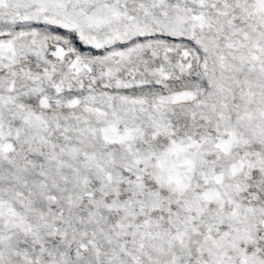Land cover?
Instances as JSON below:
<instances>
[{
    "label": "snow or ice",
    "instance_id": "6c2138e0",
    "mask_svg": "<svg viewBox=\"0 0 264 264\" xmlns=\"http://www.w3.org/2000/svg\"><path fill=\"white\" fill-rule=\"evenodd\" d=\"M0 264H264V0H0Z\"/></svg>",
    "mask_w": 264,
    "mask_h": 264
}]
</instances>
